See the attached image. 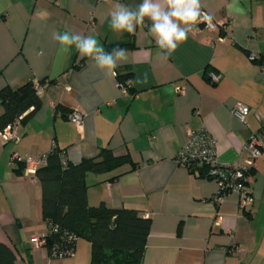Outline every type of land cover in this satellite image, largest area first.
Returning a JSON list of instances; mask_svg holds the SVG:
<instances>
[{
    "label": "crops",
    "instance_id": "1",
    "mask_svg": "<svg viewBox=\"0 0 264 264\" xmlns=\"http://www.w3.org/2000/svg\"><path fill=\"white\" fill-rule=\"evenodd\" d=\"M141 2L0 0V89L44 85L39 109L17 125L19 142L0 139V241L16 251L14 264H90L91 244L83 238L64 258H51L31 242L47 228L40 185L23 165L8 162L12 152L42 155L52 146L72 164L101 148L128 156L110 172L86 175L87 203L137 209L150 219L141 264H264V155L249 173V218L237 193L214 204L216 180L175 160L188 133L201 127L216 140L220 166L247 160L243 146L264 128V0H200L215 23H231L229 36L218 28L194 29L166 60L147 19L132 34L110 26L117 4L134 10ZM65 31L94 36L106 52L126 44L128 62L114 71L131 75L132 92L125 95L113 75L74 46L62 51L53 32ZM250 52H258L259 61H251ZM211 73L220 74L219 81L210 82ZM238 104L249 109L244 121L232 113ZM74 110L84 114L79 127L68 118ZM232 246L242 252L229 256Z\"/></svg>",
    "mask_w": 264,
    "mask_h": 264
},
{
    "label": "trees",
    "instance_id": "2",
    "mask_svg": "<svg viewBox=\"0 0 264 264\" xmlns=\"http://www.w3.org/2000/svg\"><path fill=\"white\" fill-rule=\"evenodd\" d=\"M117 46L123 48L126 44ZM117 79L130 80L131 75H117ZM0 103L3 107L0 128H3L16 121L29 120L41 106V99L34 83L27 82L16 88H1ZM128 162L126 154L116 156L107 148H101L97 155L77 164L67 161L55 146L45 154V163L37 168L35 176L41 190L49 257H70V251L75 250L76 242L72 239L75 237L90 242V264H141L150 219L144 218L137 209H112L104 203L97 206L87 203L86 175L107 173ZM203 174L205 169L200 168V175ZM16 256L11 246L0 241V264H14Z\"/></svg>",
    "mask_w": 264,
    "mask_h": 264
},
{
    "label": "built area",
    "instance_id": "3",
    "mask_svg": "<svg viewBox=\"0 0 264 264\" xmlns=\"http://www.w3.org/2000/svg\"><path fill=\"white\" fill-rule=\"evenodd\" d=\"M208 16V15H207ZM210 17V16H208ZM230 22L217 24L211 18V23L205 19L200 22L195 29L201 28L216 29L218 28L223 36H229L230 34ZM249 59L251 61H258L260 54L258 52H250ZM261 70L264 74V64L261 65ZM116 80V85L121 91L128 95L129 79L119 81L117 79V73L113 75ZM220 74H209V81L215 83L219 81ZM43 84L39 82L34 83V89L40 93L43 89ZM176 91L179 94H183L185 89L176 87ZM248 107L245 105H236L232 113L239 120L244 121L248 114ZM68 118L76 125L81 126L84 118V114L79 110H74L68 114ZM18 121L13 124H7L3 128H0V139L4 143L17 144L20 137L17 133ZM264 141V128L259 129L257 132L251 134L247 139L244 150L248 153V158L243 164H228L220 166L217 162L216 147L217 143L211 133L204 127L192 130L188 133L185 144L178 151L175 160L178 164H181L189 169H205V175L216 180L218 189L212 196L211 201L214 204H218L220 198L230 192H235L239 195L238 205L239 208L247 212L246 218L252 217L254 212L251 210L252 195L249 189L251 182V175L249 171L255 166V161L264 155L263 149ZM45 154L39 155H20L17 152H12L9 158L8 165L22 164L24 171L27 175H35L38 167L44 165ZM46 232L41 236H35L31 239V242L35 248L46 247ZM76 242V238L72 237ZM229 256H237L242 252V249L237 246H232L225 250ZM53 254L56 253L52 250ZM74 251H70V257Z\"/></svg>",
    "mask_w": 264,
    "mask_h": 264
},
{
    "label": "clouds",
    "instance_id": "4",
    "mask_svg": "<svg viewBox=\"0 0 264 264\" xmlns=\"http://www.w3.org/2000/svg\"><path fill=\"white\" fill-rule=\"evenodd\" d=\"M146 19L151 22L150 33L161 50L159 55L165 60L200 22L207 19L211 23V17L201 11L200 0H142L134 10L127 5L117 4L110 12V26L116 32L135 33ZM53 39L59 43L62 51L67 52L74 46L81 58L93 59L100 70L110 75H115L114 70L128 62L126 49L117 46L111 52H106L92 35L53 32Z\"/></svg>",
    "mask_w": 264,
    "mask_h": 264
}]
</instances>
